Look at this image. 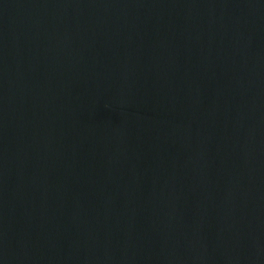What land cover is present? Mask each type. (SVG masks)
Masks as SVG:
<instances>
[{
	"label": "water",
	"instance_id": "1",
	"mask_svg": "<svg viewBox=\"0 0 264 264\" xmlns=\"http://www.w3.org/2000/svg\"><path fill=\"white\" fill-rule=\"evenodd\" d=\"M0 264H264V0H0Z\"/></svg>",
	"mask_w": 264,
	"mask_h": 264
}]
</instances>
